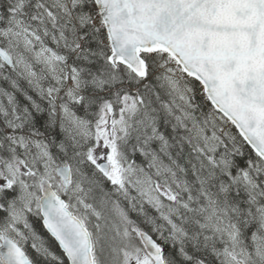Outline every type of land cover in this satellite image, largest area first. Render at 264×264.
Masks as SVG:
<instances>
[{
	"label": "snow or ice",
	"instance_id": "obj_1",
	"mask_svg": "<svg viewBox=\"0 0 264 264\" xmlns=\"http://www.w3.org/2000/svg\"><path fill=\"white\" fill-rule=\"evenodd\" d=\"M0 264H264V0H0Z\"/></svg>",
	"mask_w": 264,
	"mask_h": 264
}]
</instances>
